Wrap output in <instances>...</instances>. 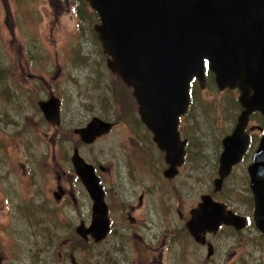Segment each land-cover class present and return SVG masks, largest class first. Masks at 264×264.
<instances>
[{"label": "rangeland", "instance_id": "rangeland-1", "mask_svg": "<svg viewBox=\"0 0 264 264\" xmlns=\"http://www.w3.org/2000/svg\"><path fill=\"white\" fill-rule=\"evenodd\" d=\"M59 9L55 0H0V191L11 194L13 206L20 205L16 222L9 230L0 228V264H72L71 257L78 264H104L103 244L94 245L91 239L87 244L76 234L81 221L91 224L90 198L71 163L76 145L82 157L90 162L99 158L111 169L104 175L106 181L114 182L119 172L137 174L129 131L144 126L134 97L107 67L109 57L96 37L97 15L78 21L70 13L56 17ZM238 95L218 90L212 80L203 89L195 87L187 127L191 159L176 183L186 181L195 192L204 184L198 180L216 173L212 168L221 142L240 114L231 102ZM51 96L62 102L60 128L46 120L40 108ZM93 117L117 126L93 146L81 147L73 131ZM59 183L74 191L77 204L71 199L59 202ZM26 202L33 211L26 209ZM129 241L132 249L123 257L112 254V264H141L135 250L138 241L133 235ZM173 261L184 264L185 258L175 254Z\"/></svg>", "mask_w": 264, "mask_h": 264}, {"label": "water", "instance_id": "water-1", "mask_svg": "<svg viewBox=\"0 0 264 264\" xmlns=\"http://www.w3.org/2000/svg\"><path fill=\"white\" fill-rule=\"evenodd\" d=\"M88 1L100 17L95 30L111 58L108 67L133 89L142 122L155 134V141L173 166L179 165L184 155L185 143L178 147L179 119L190 105L191 82L197 79L202 88L206 86V63L221 91H240L238 100L243 111L233 133L222 141L224 150L216 182L217 189H221L248 147L245 129L249 115L253 111L264 114V0ZM40 108L48 121L60 125L59 99L51 97L40 103ZM112 127L94 117L75 134L85 144H92ZM71 161L93 203L91 224L81 223L76 233L85 241L91 237L101 243L110 231L104 190L93 166L81 157L78 148ZM249 173L256 225L264 234V139ZM230 214L225 215L223 205L216 208L206 200L196 218L201 223L215 224L214 219H208L215 215L217 225H231L235 216ZM192 229L197 237V230ZM71 263L78 264L74 257Z\"/></svg>", "mask_w": 264, "mask_h": 264}, {"label": "flooded vegetation", "instance_id": "flooded-vegetation-1", "mask_svg": "<svg viewBox=\"0 0 264 264\" xmlns=\"http://www.w3.org/2000/svg\"><path fill=\"white\" fill-rule=\"evenodd\" d=\"M55 1L60 6V9L55 13L56 17L63 13H70L78 21L89 20L94 15H97V19H99L88 0ZM207 79L215 83V77L212 74L208 73ZM193 82L196 83L195 80ZM225 91L229 90L226 89ZM234 91L240 95L238 90ZM239 110L241 114L243 111L241 105ZM191 111L192 99L188 112L180 117L178 124V147L185 143L182 147L184 149L183 160L179 165L173 166L168 160L166 151L159 147L155 141V134L142 122L139 107L137 113L144 128H132L128 138L130 151L135 155L134 166L137 174L134 177L124 176L119 172L114 182L106 181L104 175L106 173L111 174V169L101 164L99 158L90 162L83 157L89 165L93 166L104 190L105 202L108 207L110 231L107 238L99 243L103 244L105 248L103 252L104 264H112L110 262L112 254L117 253L123 257L132 249L129 241V237L132 235L138 241L135 250L140 257L141 264H169L166 262L167 260L173 264L175 254L176 256L181 254L185 258L184 264H264V234L256 225V201L251 189L249 173L264 139V114L260 111H253L249 115L245 129L248 136V147L240 162L232 167L230 174L223 180L221 189H217L216 182L220 177L222 142L221 152L218 154L219 158L216 159L217 163L212 168L216 173L214 174V171L209 172L208 176L198 180L204 181V184L201 186L202 188H198L194 192L186 181L180 183L175 181L182 175L184 168H188L190 164L191 138L187 127L189 121L191 122ZM238 118L235 126L231 129L232 131L226 136L233 133ZM101 120L112 123L113 127L108 134L98 137L92 144L83 143L75 134V130L85 127L91 120L74 129L73 134L79 138L81 147L93 146L115 130L116 123L110 120ZM62 123L61 120L60 125H52L60 128ZM68 126L71 127L72 123L68 122ZM55 137L59 140L57 134ZM133 137H137L135 142L132 140ZM59 141L61 142V140ZM76 146L75 148L79 147ZM125 147L122 148V155L126 151ZM243 164H245L244 169L239 167ZM30 167L33 173L34 166L30 164ZM118 170L120 171L121 167ZM170 171H172V176L169 177ZM133 175L134 173H132ZM75 176L77 177L76 172ZM227 185L230 188L228 193L223 196ZM58 189L60 194L57 196H59L60 203L69 202L71 199L77 204L74 191H67L61 183H59ZM9 194L4 190L0 191V228L4 229L5 227L8 230L16 222L17 218L14 214L16 211L19 212L18 208L20 207V205L13 206L11 194ZM206 200L216 208L218 205H223L225 215L231 216V212L235 216L233 223L231 225L225 223L217 225L215 215L208 216V219H214L215 224L201 223L200 219L196 218V214L203 201ZM89 202L92 221L93 203L91 199ZM28 204L26 202V209L30 210ZM26 209L25 206H22V211ZM38 212L40 211L38 210ZM41 221L38 218V222L41 223ZM126 221H128L127 224ZM81 223L85 222L81 221ZM193 227L197 230V237L193 234ZM89 241L86 243L89 244ZM93 244L98 245L94 242ZM1 260H3L2 257Z\"/></svg>", "mask_w": 264, "mask_h": 264}, {"label": "trees", "instance_id": "trees-1", "mask_svg": "<svg viewBox=\"0 0 264 264\" xmlns=\"http://www.w3.org/2000/svg\"><path fill=\"white\" fill-rule=\"evenodd\" d=\"M96 37H97V36H96ZM97 40H98V38H97ZM98 43L101 45V43L99 42V40H98ZM212 82H213V81H212ZM213 84H215V83L213 82ZM194 87H195V86H193V88H194ZM125 88L127 89V93L130 94V96L133 98L132 90H131L130 88L126 87V86H125ZM194 94H195V89L192 91V95H193V96H194ZM132 101H133V104L137 105V103H136V101H135L134 98L132 99ZM231 102H232L233 104H236L237 107H238V109H240V105H239L237 99L232 100ZM234 102H235V103H234ZM192 106H193V102H192ZM127 115H129V113H127Z\"/></svg>", "mask_w": 264, "mask_h": 264}]
</instances>
